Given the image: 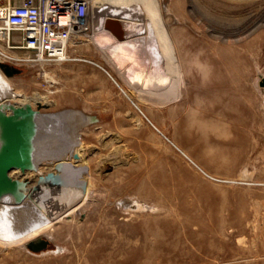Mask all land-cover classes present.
<instances>
[{
	"label": "rangeland",
	"instance_id": "374dc122",
	"mask_svg": "<svg viewBox=\"0 0 264 264\" xmlns=\"http://www.w3.org/2000/svg\"><path fill=\"white\" fill-rule=\"evenodd\" d=\"M160 3L176 96L150 86L165 81L156 73L136 76L137 53L120 71L91 36L67 61L9 76L20 97L53 102L33 110L94 121L73 131L86 197L44 229L54 247L0 242V264H264V0ZM73 141L51 158L77 160Z\"/></svg>",
	"mask_w": 264,
	"mask_h": 264
},
{
	"label": "bare ground",
	"instance_id": "6f19581e",
	"mask_svg": "<svg viewBox=\"0 0 264 264\" xmlns=\"http://www.w3.org/2000/svg\"><path fill=\"white\" fill-rule=\"evenodd\" d=\"M94 4L96 6L92 17L94 30L91 37L111 62L116 64L120 71H127V67L123 69L118 64L120 57L135 56L137 53L139 56L137 61L139 63L140 60V65L136 66L139 68L136 76L141 77L147 73V78L153 79L157 74L165 81L159 78L160 80H156L155 83L152 81L150 86L163 89L168 97L178 95L181 71L171 34L165 26L160 0H94ZM109 19L125 24L128 35L124 39L114 37L106 29V21ZM143 28L146 33L138 35ZM151 47L156 55L152 56ZM21 95L13 88L9 76L0 69V114L10 117L28 106L33 108L35 104L53 103L41 95L20 97ZM71 121L73 119L65 118L59 128L52 130L51 137L41 147L37 168L23 170L15 167L9 170V178L22 183L17 186H19L18 191L23 193V198L20 202H13L10 197L0 201V242L4 245L18 243L25 245L29 240L41 235L57 217L73 211L86 197L81 189L88 182L86 176L88 168L86 169L82 163L84 155L80 154L81 150L77 152L78 139L72 137L75 135L73 134L75 126L71 125ZM70 140H74L72 150L76 153L78 161H54L51 157H59L70 149ZM89 183H91L90 179ZM123 203L124 201H120L118 205L123 206Z\"/></svg>",
	"mask_w": 264,
	"mask_h": 264
},
{
	"label": "built area",
	"instance_id": "2783aa9c",
	"mask_svg": "<svg viewBox=\"0 0 264 264\" xmlns=\"http://www.w3.org/2000/svg\"><path fill=\"white\" fill-rule=\"evenodd\" d=\"M95 7L94 0H0V62L21 68L71 59L70 49L94 30Z\"/></svg>",
	"mask_w": 264,
	"mask_h": 264
},
{
	"label": "water",
	"instance_id": "95a60500",
	"mask_svg": "<svg viewBox=\"0 0 264 264\" xmlns=\"http://www.w3.org/2000/svg\"><path fill=\"white\" fill-rule=\"evenodd\" d=\"M106 28L111 30L118 39H124L127 34L125 24L109 19ZM1 69L7 76L21 73V68L0 62ZM65 118L73 119L71 125L80 128L92 121L93 116L84 115L78 111L42 113L30 106L20 109L10 117L0 114V201L10 197L13 202H20L23 193L17 185L22 183L11 180L9 170L15 167L25 169L37 168L40 150L44 142L49 140L54 128H59ZM132 209L156 210V207L134 201L129 205ZM25 247L32 252H42L54 247L53 241L46 235L29 240Z\"/></svg>",
	"mask_w": 264,
	"mask_h": 264
}]
</instances>
